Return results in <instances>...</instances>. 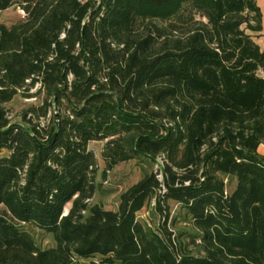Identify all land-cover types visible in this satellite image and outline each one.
<instances>
[{
	"label": "trees",
	"instance_id": "1",
	"mask_svg": "<svg viewBox=\"0 0 264 264\" xmlns=\"http://www.w3.org/2000/svg\"><path fill=\"white\" fill-rule=\"evenodd\" d=\"M13 6L23 17L0 24V264H264V51L247 33L260 29L256 0H0ZM35 86L51 118L42 125L31 108L9 119L5 104ZM94 141L107 170L161 155L185 171L165 167L161 198L185 209L201 254L138 221L161 187L154 174L116 210L88 207Z\"/></svg>",
	"mask_w": 264,
	"mask_h": 264
},
{
	"label": "rangeland",
	"instance_id": "2",
	"mask_svg": "<svg viewBox=\"0 0 264 264\" xmlns=\"http://www.w3.org/2000/svg\"><path fill=\"white\" fill-rule=\"evenodd\" d=\"M23 13L16 6L0 11V24L11 26L23 17ZM163 25V23H159ZM45 92L39 86L30 89L27 96L18 94L10 102L5 104L8 110V118L12 120H20L24 112L34 108L31 112L34 119L42 125L53 115V106L46 105ZM46 113L45 116L43 113ZM30 115V112H29ZM28 115V116H29ZM38 117V119H37ZM103 142H90L88 148L92 149L96 161L97 168L94 174L95 193L88 200V207L99 205L106 210H116L120 195L137 184L144 176L154 174L161 181V187L156 188L155 192L148 198L144 206L137 212V219L147 229L151 231L164 224L176 236L184 246L185 250L194 254H201L199 247L191 242L188 234H195V230L189 222V218L185 213L182 205L170 198H161L165 189L166 181L170 180L165 174V167L168 165L171 170L178 176L184 174L185 171L171 166L170 161L165 156L157 155L154 157L139 155L134 158L118 162L114 167L107 170L105 163L101 158V150ZM6 154L5 150L0 151V155ZM167 175V176H166ZM224 179L226 190L229 191L235 185V179L223 173H217ZM70 204L66 205L69 209ZM3 207L0 206V214L3 213ZM87 215V211L84 213ZM37 244L42 248L54 245L52 235L37 229H31ZM197 243V242H196Z\"/></svg>",
	"mask_w": 264,
	"mask_h": 264
},
{
	"label": "crops",
	"instance_id": "3",
	"mask_svg": "<svg viewBox=\"0 0 264 264\" xmlns=\"http://www.w3.org/2000/svg\"><path fill=\"white\" fill-rule=\"evenodd\" d=\"M256 6L258 7L260 13V29L256 31L248 30L247 33L256 42L260 50L264 51V0H256ZM256 152L261 157H264V142L258 145Z\"/></svg>",
	"mask_w": 264,
	"mask_h": 264
},
{
	"label": "built area",
	"instance_id": "4",
	"mask_svg": "<svg viewBox=\"0 0 264 264\" xmlns=\"http://www.w3.org/2000/svg\"><path fill=\"white\" fill-rule=\"evenodd\" d=\"M22 13H23V12H22ZM23 14H24V13H23ZM259 76L262 77V78H264V70L261 69V70L259 71Z\"/></svg>",
	"mask_w": 264,
	"mask_h": 264
}]
</instances>
